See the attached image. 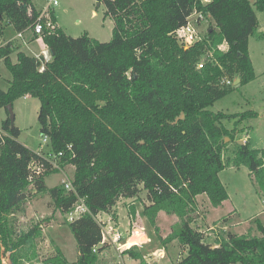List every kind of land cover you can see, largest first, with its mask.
Returning a JSON list of instances; mask_svg holds the SVG:
<instances>
[{"label":"trees","instance_id":"obj_1","mask_svg":"<svg viewBox=\"0 0 264 264\" xmlns=\"http://www.w3.org/2000/svg\"><path fill=\"white\" fill-rule=\"evenodd\" d=\"M97 2L113 20L108 41L87 33L72 37L58 25L44 29L41 39L51 58L43 61L42 71L39 58L18 50L12 62L15 48L0 47V58L11 72L8 88L0 90V107L6 109L22 96L37 98L40 134L48 136L52 151H63L62 169L73 166V190L48 188L45 176L58 170L18 141L20 129L7 112L0 124V264L2 247L11 264H96L106 244L92 251L101 240L95 214L106 212L116 221L117 202L136 199L141 189L148 201L142 214L160 243L177 241L185 251L174 264H264L260 221L259 234L224 230L215 236L216 244L206 240L209 228L193 225L198 195L204 194L213 207L228 198L218 176L225 167L245 166L264 197V148L235 141L227 152L237 125L257 113L211 109L227 93L216 84L225 72L237 71L241 85L255 78L249 37L259 27L254 8L263 11L264 0ZM194 10L211 24L203 38L185 48L175 30ZM37 14L31 0H0V36L3 23L21 31ZM52 19L56 22L54 15ZM203 52H212L218 65L208 61L197 68ZM44 194L62 214L77 197L89 209L67 222L76 241L73 261L57 247L40 259L41 226L34 223L20 230L15 224L13 215L25 210V201ZM160 211L177 218L166 236L157 225ZM127 214L130 227L141 222L133 203L127 205ZM122 254L148 264L136 245Z\"/></svg>","mask_w":264,"mask_h":264},{"label":"rangeland","instance_id":"obj_2","mask_svg":"<svg viewBox=\"0 0 264 264\" xmlns=\"http://www.w3.org/2000/svg\"><path fill=\"white\" fill-rule=\"evenodd\" d=\"M31 1L38 10L45 4V0ZM254 9L258 18L259 27L257 31L249 37V53L254 67L255 78L241 85L239 82L235 83V80L240 76L237 71L232 70L225 72L216 84L219 88L227 90V93L224 97L216 100L211 107L213 111L221 110L233 113L253 110L257 113L256 117L246 119L237 125L238 132L233 134L232 142L227 148L228 153L235 147V141L238 142L239 140L247 141L251 148H264V10ZM53 11L59 26L69 36L78 37L83 33H87L91 38L101 42L108 41L111 38L113 20L111 17L104 14L105 6L103 3L97 5V0H57V4L53 6ZM210 24V20L206 18L196 26L198 40L205 36ZM3 25L4 29L0 36V40L3 41L13 38L16 31L11 25H6L5 23H3ZM15 40L18 41L17 39ZM16 44L17 43L13 44L15 51L10 55L12 62H16V53L20 48L19 45L15 46ZM183 46H185V48L188 47V45ZM43 47L42 41L40 39H35L29 46H22L21 48H23L27 55L33 56L39 53L40 49ZM199 61H203L204 63L208 62L206 52L200 55ZM224 78L230 80L231 84L224 83ZM10 79L11 72L5 66L3 59L0 58V90H6L8 88ZM39 104L37 98L22 96L15 99L11 105L14 115V124L20 129L18 141L27 145L34 151L39 148L41 142L39 122L37 120ZM7 112L5 107H0V124L7 118ZM227 125L231 127L232 123L228 122ZM229 141V138L226 139V142ZM48 148V146H44V149ZM72 175L73 166L67 165L63 171L58 170L48 173L44 178V183L48 188L54 186H61L64 188L63 182L66 179H71ZM218 176L226 188L228 198L219 208L213 209V211L210 212L207 210V208H209L207 197L205 195L199 196L197 199V213L194 215L196 217L193 223L194 227L197 229L212 227V229L206 231L207 233L209 232L206 235V240L213 243V240L215 241V235L227 229L223 227V221L234 216V221L239 220L242 222L241 232L246 231L249 227L247 232L259 234L256 225L257 220L264 225V207L261 202L262 197L258 195L257 189L249 177L248 169L245 166L225 167L218 173ZM29 190L32 192L34 189L30 188ZM30 194L32 195V193ZM145 201L146 191L144 189L140 190L135 200H119V230L123 234V238L119 242V245L130 239V242H138L141 245L140 251L146 255L150 264H174L177 258L185 254L184 249L180 247L177 241L167 243L163 246L156 233H154L152 226L142 213L139 217L143 219V223L139 222L137 226L134 225L140 233L137 235L127 233L128 230L130 232L132 231V227L129 225L127 205L131 202H136L134 206L140 211L141 203L143 204ZM23 207L25 210L23 212H16L13 218L17 228L20 230H26L34 223H38L41 226L42 236L38 239L37 245L40 259L53 254L57 247L64 253L68 261L75 260L77 256L76 241L68 229L65 214H62L59 210L54 208L51 204L50 197L47 194L29 197L25 201ZM207 212H210L211 225H207L206 220L203 219L206 218ZM220 216L222 217L219 218ZM217 218L219 219L216 220ZM176 220L177 218L175 216L172 217L165 215L164 212L162 213L159 220H157L161 236H166L169 233L171 225ZM144 234L147 235L151 241L149 240L146 243L144 238L140 239L141 235ZM106 246L110 248L111 245L107 244ZM158 250L164 251L165 256L162 258L159 257ZM149 251H154L155 254L149 255ZM7 253L8 252H5L2 247L1 264H11ZM109 256H111V254ZM118 256L119 254L111 258L107 257V259L108 261L114 262L113 260L118 258Z\"/></svg>","mask_w":264,"mask_h":264},{"label":"built area","instance_id":"obj_3","mask_svg":"<svg viewBox=\"0 0 264 264\" xmlns=\"http://www.w3.org/2000/svg\"><path fill=\"white\" fill-rule=\"evenodd\" d=\"M209 1L210 0H200V2L203 4ZM56 4H57V0H45V4L42 6V8L39 10L37 9L38 14H37L35 21L26 29L21 30V31H16L15 36L13 38L8 39V40H3V41L0 40V47L5 46L7 44H11V46L13 47V44L16 42L15 39L18 40L17 42H19L20 45L27 47V44H28L27 35L30 33L32 35H35L36 37L41 38V34L44 29H50L57 25L56 22H54V20L52 19V16L54 15L53 6ZM204 19H206V17L202 12H197L196 10H194L188 17L186 24L175 30V36L178 42L180 41L181 44L188 45V46L195 43L198 40V31L196 30V26H198ZM220 47H223V45L219 46V48ZM33 56L39 58L42 61L41 65L39 66V71H42L44 69L43 61H48L51 58V54L47 46L46 48L43 47L42 49H40L39 53L34 54ZM206 57L208 61L211 62L213 65H218V62L214 58L212 52H206ZM203 65H204V62L199 61L197 64V68H201L203 67ZM223 82L226 84H231V81L226 78L223 79ZM44 146L49 147V138L47 135H41V142H40L39 148L35 152L39 156L47 160L53 169L63 171L64 169H62L60 166L62 156L64 154L63 151L54 152L50 148L44 149ZM63 185L66 191L73 190L71 179L69 180L66 179L63 182ZM261 202L264 207V197L262 198ZM84 213H89V209L84 202V198L77 197V200L73 203L69 211L65 213L66 220L67 222H72L77 217H79L80 215ZM103 216H108V217L103 218ZM95 219L100 225L101 240L97 246H94L92 248L93 252H97V248L100 245L112 244L117 249H119L120 246L130 243L131 240L129 239L125 241L123 244L119 245V242L123 238V234L120 232L119 227L111 219L108 213L98 212L97 214H95ZM131 229L132 231L130 232L128 230L127 233H130L133 235L134 234L137 235L140 233L138 229L135 228L134 225L132 226ZM209 229H212V227H210ZM199 230H202V229H199ZM135 244L137 243L135 242ZM148 253L149 255L155 254L154 251H151V252L149 251ZM143 257L146 260V262L150 264L149 260L146 258V255L143 254Z\"/></svg>","mask_w":264,"mask_h":264},{"label":"crops","instance_id":"obj_4","mask_svg":"<svg viewBox=\"0 0 264 264\" xmlns=\"http://www.w3.org/2000/svg\"><path fill=\"white\" fill-rule=\"evenodd\" d=\"M56 18V17H55ZM56 24L59 26V24H58V22H57V19H56ZM33 36H35V35H32L31 33L29 34V35H27V40H28V44H27V46H29L30 44H31V42H33L35 39L36 40H38V39H40L41 41H42V39L40 38V37H37V38H35L34 39V37ZM15 43H17L15 46H20V48L18 49V50H21V51H24L23 50V48H21L22 47V45H20L19 44V42H15ZM43 43V42H42ZM43 45H44V43H43ZM24 47V46H23ZM26 47V46H25ZM44 47L46 48V46L44 45ZM13 53V52H12ZM11 53V54H12ZM10 54V55H11ZM249 55H250V53H249ZM252 61V60H251ZM25 145V144H24ZM25 146H27V145H25ZM28 147V146H27ZM29 148V147H28ZM31 149V148H30ZM33 150V149H32ZM202 195H204V194H201V195H198L196 198L198 199L199 198V196H202ZM259 195V194H258ZM123 200L124 199H131V200H135V198H122ZM224 202V201H223ZM223 202H222V204H223ZM118 203H119V201L117 202V204H116V206L114 207V209H115V214H116V216H117V220L116 221H114L116 224H117V226L119 227V225H120V222H119V214H118ZM131 203H133L134 205H135V203L136 202H131ZM145 203L147 204L148 203V201L146 200L145 201ZM209 203V202H208ZM221 204V205H222ZM209 205V208H207V210L208 211H210V212H212L213 211V209H217V208H219L220 206H218V207H213V206H211V204L209 203L208 204ZM135 207V210H136V212H137V214H138V216H140L141 215V213H142V208H143V204L141 203V210L139 211L137 208H136V206H134ZM233 210H235V209H233ZM210 212H207L206 213V218H203V219H205L206 220V222H207V225H211V220H210V215H209V213ZM235 212H237L236 210H235ZM264 212V211H263ZM162 213H163V211H160L159 213H158V215H157V220H159V218H160V216L162 215ZM165 214V213H164ZM107 215V214H106ZM165 215H167V214H165ZM230 215V214H229ZM168 216H172V217H174V215H168ZM223 216V215H222ZM222 216H220L219 218H221ZM104 217H108V216H104ZM228 217V216H227ZM234 217V216H233ZM233 217H231V218H229L228 220H226V221H223L224 222V228H227L226 230H230V231H232V232H235V233H239V234H243L244 232H247V230L249 229V227H248V229L246 230V231H244V232H241L240 230H241V221H239V220H233ZM219 218H217L216 220H218ZM139 219H140V221H141V223H143L142 222V218L141 217H139ZM159 225V224H158ZM207 228V227H206ZM201 229H205V228H201ZM225 230V231H226ZM209 233V232H208ZM207 233V234H208ZM206 234V235H207ZM253 234V233H252ZM255 234V233H254ZM216 235H218V233L216 234ZM215 235V236H216ZM143 237H144V240H145V242L147 243L150 239L147 237V235H142ZM214 237V236H213ZM213 237H210V238H213ZM210 238H208V239H210ZM140 239H141V237H140ZM143 239V238H142ZM216 240V239H215ZM151 241V240H150ZM172 242H175V241H172ZM137 244H135V242H130V243H128V244H125V245H122V246H120V248L119 249H117L114 245H112V244H110L111 246H110V248L109 247H105L101 252H100V255H99V258H98V260H97V263L96 264H138V261L137 260H135V259H133V258H131V257H129L128 255H125V254H122V251L125 249V248H128L129 247V245L131 246V245H133V244H135L138 248H139V250H140V244L138 243V242H136ZM216 244V241H214L213 240V243L212 244ZM116 250V251H115ZM118 251V252H117ZM142 253V252H141ZM111 254V256H109ZM119 254V256H118V258H116L115 260H113L114 262H112V261H108V259H107V257L109 258H111V257H113V256H116V255H118ZM143 254V253H142ZM76 255H77V252H76ZM145 255V254H144ZM158 255H159V257H164L165 256V252L164 251H159L158 250Z\"/></svg>","mask_w":264,"mask_h":264},{"label":"water","instance_id":"obj_5","mask_svg":"<svg viewBox=\"0 0 264 264\" xmlns=\"http://www.w3.org/2000/svg\"><path fill=\"white\" fill-rule=\"evenodd\" d=\"M250 2H253V0H249ZM100 3L99 2H97V5H99ZM239 82V78H237L236 80H235V83H238ZM11 105L12 104H7L6 105V109L8 110V112H9V118H10V120L11 121H14V115H13V113H12V108H11ZM181 116H183V114H181ZM226 139H228V137H225V140ZM238 143L239 144H242L243 143V140H239L238 141ZM5 264H7V263H5Z\"/></svg>","mask_w":264,"mask_h":264},{"label":"bare ground","instance_id":"obj_6","mask_svg":"<svg viewBox=\"0 0 264 264\" xmlns=\"http://www.w3.org/2000/svg\"><path fill=\"white\" fill-rule=\"evenodd\" d=\"M141 238H144V237L141 235Z\"/></svg>","mask_w":264,"mask_h":264}]
</instances>
